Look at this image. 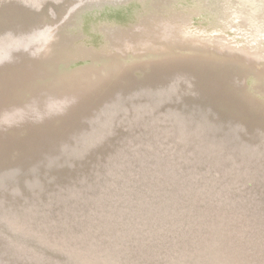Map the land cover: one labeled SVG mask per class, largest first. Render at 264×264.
I'll return each mask as SVG.
<instances>
[{"label": "water", "instance_id": "obj_1", "mask_svg": "<svg viewBox=\"0 0 264 264\" xmlns=\"http://www.w3.org/2000/svg\"><path fill=\"white\" fill-rule=\"evenodd\" d=\"M96 22L79 20L77 46L56 41L40 59L34 54L46 43L26 53V44L18 45L13 67L0 74V131L16 130L8 143L0 135V264H236L242 249L231 244L257 242L254 231L264 236V102L247 95L245 82L257 72L243 73L232 61L183 64L153 53L125 59L120 50L85 48L101 31ZM145 25L116 39H132L136 48L150 32ZM69 33L63 27L56 35ZM122 72V82L83 102ZM61 120L73 129L51 139ZM88 124L96 126L95 138ZM141 181L161 195L145 207L184 203L178 215L187 220L189 213V244L171 259L146 254L154 249L152 226L140 229L125 214L140 205L129 197L142 199ZM10 229L43 256L21 257L17 242L2 236Z\"/></svg>", "mask_w": 264, "mask_h": 264}, {"label": "bare ground", "instance_id": "obj_2", "mask_svg": "<svg viewBox=\"0 0 264 264\" xmlns=\"http://www.w3.org/2000/svg\"><path fill=\"white\" fill-rule=\"evenodd\" d=\"M211 0H98L96 4L87 3L80 0L75 3L73 14L64 16L59 21L58 17L47 15L39 24L32 23L24 25L27 15L21 16L20 19L12 16L0 25V74L4 71L8 72L13 67L12 51L18 45H24V53L29 50L35 52L36 48L42 47L46 43V47L42 52H36L35 57L38 59L51 49V46L56 41L69 40L68 46L75 47L78 42V22L82 19L89 23H99L100 33L94 37L91 43H86L85 48L99 46L101 52H109L111 49L120 50L124 54L125 59L128 57H142L148 53H153L159 56L158 60L173 59L176 62H185L191 59H206L218 61L219 58L213 57L206 49L205 41L211 40L215 43L216 51L223 52L235 58H240L246 65H255L264 68V0H222V6L219 3L215 6L217 12L212 15ZM221 0H218V2ZM86 7L90 9L86 11ZM40 8V7H39ZM209 9L212 11H209ZM43 10V9H42ZM49 11V10H47ZM86 11V12H85ZM245 11L246 13H242ZM41 12V11H40ZM43 13V12H41ZM51 13V12H50ZM244 14V16H240ZM26 16V17H25ZM57 16V15H56ZM7 18V17H6ZM94 20V21H93ZM188 26V22H191ZM204 21L210 24L216 23L217 27L211 33H205L208 30L207 26L199 27L204 31L196 29L197 26L203 25ZM209 21V22H208ZM7 22L6 25H4ZM112 23L114 26L120 25L123 31L115 30L114 26L110 31L104 29L103 23ZM124 23V24H123ZM1 24V23H0ZM76 24V25H75ZM147 24V26L145 25ZM157 24L160 26L158 30H153ZM140 25V26H139ZM143 25V26H141ZM147 27L150 32L146 31V37L138 47L133 48V41L130 39L127 43H119L118 39L122 33L138 35L137 29ZM196 26V27H195ZM210 26V25H208ZM69 30V37L56 35V32L63 29ZM18 29V30H16ZM136 32V33H135ZM113 36L114 40L107 41L104 37ZM135 33V34H134ZM235 34L233 39L229 35ZM40 38V39H39ZM197 38V39H196ZM236 38V39H235ZM33 40L35 43L30 44ZM28 42V43H27ZM42 43V44H41ZM136 46V45H135ZM68 47V48H71ZM84 48V47H83ZM140 50L142 53L139 56H131L132 51ZM72 54H75L74 52ZM219 54V53H218ZM220 61V60H219ZM124 74L116 75V78L105 81L102 85L86 96L83 102L95 100L96 96L109 89L118 81V78ZM253 79L246 80L247 94H253L254 97L260 98L263 96L264 89L260 88V83H264V72ZM259 82V86L256 83ZM0 87H2L0 85ZM259 88V90H257ZM1 94V92H0ZM2 99L0 95V100ZM82 102V101H81ZM77 103L78 104H81ZM1 104V102H0ZM81 107V106H79ZM72 118V117H71ZM29 119V118H26ZM61 120L60 124L54 128L57 132L60 128L71 127L72 122ZM16 121H8L7 125L11 128H16ZM67 123V124H66ZM6 128V127H5ZM10 128V129H11ZM16 130L12 132L0 131L4 143H8L16 135ZM51 136V135H50ZM33 136L26 135L24 141L29 140ZM23 140V138H22Z\"/></svg>", "mask_w": 264, "mask_h": 264}, {"label": "rangeland", "instance_id": "obj_3", "mask_svg": "<svg viewBox=\"0 0 264 264\" xmlns=\"http://www.w3.org/2000/svg\"><path fill=\"white\" fill-rule=\"evenodd\" d=\"M78 1H80V0H0V23H1L0 25H3L2 21L6 20L12 16H15V17H17V19H20L21 16H24V15L28 16V17L25 16L26 20H27V21L25 20V22H27V25H31L32 23L39 24L42 21V19H44L48 14L49 15L54 14V16L58 17L59 21H60V20H62V18H64L65 15L71 16L73 14L72 11L76 6L75 3ZM83 1H86L87 3L96 4L98 0H83ZM110 1H114V0H110ZM218 3L220 6H222L223 1L222 0L219 2H218V0H211L210 1V4L212 6L211 8H212L213 12L210 9H209V11H211L213 13L212 15H215V13L217 12V10L215 9V6ZM53 5L56 6V8L58 9V12L53 10V8H52ZM89 9H90L89 7H86V11H88ZM47 10H49V11H47ZM40 11L43 13H41ZM242 13H246V12L242 11ZM242 13L240 16H244V14H242ZM12 18H14V17H12ZM4 23H5L4 25H6L7 22H4ZM103 24H104L103 28L106 30L107 29H109V30L114 29V28H112L114 26L112 23L106 22ZM191 24H193V21H192V23L188 22V26H190ZM205 24H206V21H204L203 25L197 26L196 29H199V31H204V30H202V28H199V27L200 26L201 27L207 26L208 30L207 31L205 30L204 32L205 33H211V32H213V30H215L217 27H219L216 23H214V24L207 23V25H205ZM208 25H210V26H208ZM229 36L231 39L236 37L235 34H231ZM205 46L207 48L202 49L201 51H207L208 54H210L213 57H217L220 60V61L219 60L218 61L213 60L212 61L213 64H220V65L224 66V63H231V61H232L233 63L234 62L238 63L236 65L237 66L239 65L238 67L243 70V73L246 72L248 74H249L248 69L250 67H253L254 72L255 71L257 72V75H254L253 77L258 76L262 72L261 70L257 69L259 66L246 65L245 63L241 62L242 60L238 57L235 58V56H230L228 54H224L223 52L216 51L214 41H211V40L205 41ZM194 61H198V59L186 60L185 62H182V63L183 64H189V62H194ZM206 61H207V63H210L209 61H211V60H209V61L206 60ZM259 68H263V67H259ZM127 71H129V70H127ZM127 71H126V73H128ZM263 72H264V70H263ZM123 75H126L125 72ZM119 79L122 82L125 78L119 77L117 83L120 81ZM117 83L115 82L113 85H115ZM257 90H259V88ZM247 95L250 96L249 94H247ZM124 105H125L124 103H119V105H117V107L115 109L122 110L125 107ZM142 111H144V110H142ZM88 125H89L88 126V131H89L88 134L93 132L92 134H94L93 137L95 138L97 136V133H98L96 126L94 124H88ZM72 129H73V126H71V127H69V126L63 127L62 126V128H60L58 130L59 132H55L54 134H49V135H51L50 136L51 139H62L67 135L68 131L72 130ZM94 138L89 139V141L84 140L85 144L89 143ZM140 172L141 171L136 170V173L139 174ZM136 178H137V180H135L134 183L140 181L139 179L141 178V176L136 175ZM143 185H145V184L141 181V184H139L140 189H137V191H136L138 193L137 195L142 199L136 200L134 198V196L129 195L130 200H132L133 202H137L138 204L140 203V205L134 206V207L131 206V207L127 208L125 210V214L131 216L132 221H135L132 223H139V224H137V227L140 229H142L144 227V223L150 224V226H152V229L154 230L153 233L151 234L153 236V239H152L153 246L152 247L154 249H152V251H150L146 254L156 255L159 257V259H161L160 261L171 259L174 256V253L176 252L175 250L185 249L186 245L189 244V242L186 241L187 239H185V238H188L190 236L188 233L189 228H188V222H187L189 213L187 214V220H186V217L184 215H181V216L178 215V213L181 210V206H183L184 203L183 204L177 203L174 206L168 204V205H164V206H159L158 208L145 207L147 202L155 201V203H157V202L161 201V198H160L161 195L157 194L154 197L150 191L147 192L145 190L146 188H143V189L141 188V187H143ZM147 196H150V198ZM163 196L164 197H162V201H165L164 199L170 201L169 194L165 193ZM176 199H177V196L174 197V200H176ZM179 199H180V201H183V202L185 201L184 196H181V198L179 197ZM155 203H153V204H155ZM165 203H166V201H165ZM159 210H161V212L164 211L169 216L173 215V217H172L173 219H165L164 220L162 217V213H160ZM160 215H161V217H160ZM159 217L161 219H159ZM31 223H32L31 226H34L38 222L35 220V221H32ZM10 230L12 231V233L8 231V232H5L2 236L5 239H7L8 241H10L11 244H13V243L17 242L13 238V236H15L14 235L15 230L14 229L13 230L10 229ZM250 235L254 236V238H255V240H257V242L253 241L252 243H248V242L245 243V242L240 241V243H237V242L234 243L233 242L231 244L233 247L239 246L242 249V252L239 251L240 253L237 250L235 251V252H237V253H235L236 264H264V236L259 235V233L256 231H254ZM194 246L196 247V245H191L192 248ZM17 248H18L17 253H20L21 257H26L29 259L38 260V259H40V257L43 256L38 250L33 251L30 249H25L22 241L17 242ZM53 250H55V249H53ZM140 251L143 252V251H145V249H140Z\"/></svg>", "mask_w": 264, "mask_h": 264}]
</instances>
